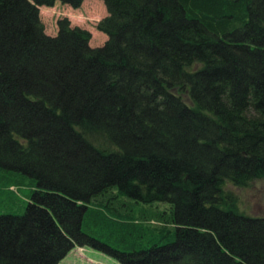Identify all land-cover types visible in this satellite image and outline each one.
<instances>
[{"label": "trees", "instance_id": "trees-1", "mask_svg": "<svg viewBox=\"0 0 264 264\" xmlns=\"http://www.w3.org/2000/svg\"><path fill=\"white\" fill-rule=\"evenodd\" d=\"M84 1L0 0V264H264V0Z\"/></svg>", "mask_w": 264, "mask_h": 264}, {"label": "rangeland", "instance_id": "rangeland-1", "mask_svg": "<svg viewBox=\"0 0 264 264\" xmlns=\"http://www.w3.org/2000/svg\"><path fill=\"white\" fill-rule=\"evenodd\" d=\"M108 16L102 0H86L79 8L56 2L51 7L40 8V18L45 33L50 36L58 34V23L67 20L71 27H79L91 34L90 47H102L108 40L107 35L98 31L99 22ZM241 208L252 216H264V181L253 183L239 192ZM75 248L60 264H120L117 260L92 248Z\"/></svg>", "mask_w": 264, "mask_h": 264}, {"label": "built area", "instance_id": "built-area-1", "mask_svg": "<svg viewBox=\"0 0 264 264\" xmlns=\"http://www.w3.org/2000/svg\"><path fill=\"white\" fill-rule=\"evenodd\" d=\"M80 250H82V249H80Z\"/></svg>", "mask_w": 264, "mask_h": 264}]
</instances>
